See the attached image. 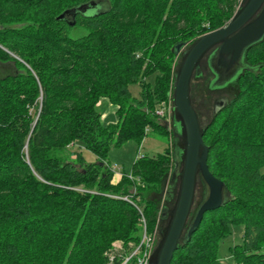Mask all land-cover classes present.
Masks as SVG:
<instances>
[{"label":"trees","instance_id":"1","mask_svg":"<svg viewBox=\"0 0 264 264\" xmlns=\"http://www.w3.org/2000/svg\"><path fill=\"white\" fill-rule=\"evenodd\" d=\"M241 2L0 0V61L18 69L0 77V264H107L104 252L115 241L128 250L140 243L143 218L148 232L156 228L163 198L164 211L173 210L179 134L163 152L138 156L118 182L109 153L130 140L141 144L149 132L170 135L156 111L174 87L182 52L224 26ZM210 70L208 80L195 72L191 100L195 107L194 83L214 96L205 121L195 108L224 202L189 234L205 195L199 176L172 264H224L221 244L235 227L242 232L229 247L235 264H264V37L231 74ZM103 99L116 122H102ZM82 148L96 161L87 162Z\"/></svg>","mask_w":264,"mask_h":264},{"label":"water","instance_id":"2","mask_svg":"<svg viewBox=\"0 0 264 264\" xmlns=\"http://www.w3.org/2000/svg\"><path fill=\"white\" fill-rule=\"evenodd\" d=\"M89 7V4H85L78 10L85 12ZM64 15L60 17L63 18ZM263 37L264 0H242L226 25L203 34L184 52L183 45H178L177 50L178 53L182 52V58L174 87L169 94L172 118L170 127H167L169 131L172 128L173 133L179 134L183 139V148H174L175 167L172 170L173 176H179L180 184L173 210L166 212L165 207L160 205V221L168 223L149 264H172L195 203L199 176L205 195L191 223L189 234L194 233V228L202 222L206 211L216 210L224 202L225 184L209 168L210 151L203 139L205 131L191 100V82L195 72L208 55L209 65L216 71L222 72L224 76L231 74L245 50ZM178 138L175 137L174 141Z\"/></svg>","mask_w":264,"mask_h":264},{"label":"rangeland","instance_id":"3","mask_svg":"<svg viewBox=\"0 0 264 264\" xmlns=\"http://www.w3.org/2000/svg\"><path fill=\"white\" fill-rule=\"evenodd\" d=\"M107 6L108 5L106 2L101 3L100 6L96 10L104 9ZM176 63H178L177 59H176ZM18 67L21 70H23L21 66H18ZM200 68L203 71V73L206 75L207 80L208 78H213V75L211 73L210 66H209L208 55L206 56V58L202 60L200 64ZM17 72H18V69L16 68V65L14 62L3 63L0 61V77H3L7 74H14ZM131 90L134 93V95H138L140 91V87L138 85H133L131 86ZM213 98L214 96L209 95L208 93L200 94L199 85L197 83H194L193 101H194L195 107L201 114L203 121H205L210 115V110L213 104ZM98 110L102 114V122L105 125L114 123L117 121L115 107L108 100L103 99L98 105ZM38 116H39V113H38ZM169 125L170 123L167 124V126ZM170 129L171 131L168 137H165L164 135L156 133V132H149L141 144L135 140H130L123 146L113 147L109 153V162L115 170L114 182L119 181L122 172H125L127 174L131 173L133 164L136 161L138 156H142V155L155 156L158 153L163 152L165 147L168 144H170V146L172 147L173 139H172L171 133L173 132V130L172 128ZM79 146H81V143H78L77 147ZM181 146L182 145L178 144V148H180ZM74 148L75 147H73L72 149ZM82 152L87 162L96 161L97 158L93 152L87 149H84V148H82ZM164 200L165 199L163 198L162 203H161L163 207H165ZM167 223L168 221L164 223L163 225H166ZM158 225H159V228H161L162 222L158 221L157 227ZM156 233H157L156 240L158 242L159 230H157ZM241 240H242L241 229L236 228V227L233 228V233L230 236V238L226 239L221 244L220 256L224 264H235L233 257L229 252V247L235 244H239ZM131 245L133 244H130L129 246ZM126 251H128V248L124 246V243L121 240L115 241L113 245L104 252V255L107 259V264H112L110 260L112 256H114L113 264L119 263L121 260L122 254H124Z\"/></svg>","mask_w":264,"mask_h":264},{"label":"built area","instance_id":"4","mask_svg":"<svg viewBox=\"0 0 264 264\" xmlns=\"http://www.w3.org/2000/svg\"><path fill=\"white\" fill-rule=\"evenodd\" d=\"M156 113L158 116L162 117L165 120L166 124L171 122L172 102L170 95L168 97V100H166L159 106ZM122 174L123 172L121 173V175ZM143 223H144V230L140 243L136 246H133V248H130L128 251L122 254L121 260L117 264H149L150 263L152 254L157 246L156 232L157 230H159V225L158 227L156 226V228L153 231L148 232L146 227V221L144 218H143ZM113 259L114 256L110 258L112 264H113Z\"/></svg>","mask_w":264,"mask_h":264},{"label":"crops","instance_id":"5","mask_svg":"<svg viewBox=\"0 0 264 264\" xmlns=\"http://www.w3.org/2000/svg\"><path fill=\"white\" fill-rule=\"evenodd\" d=\"M120 180V179H119Z\"/></svg>","mask_w":264,"mask_h":264}]
</instances>
